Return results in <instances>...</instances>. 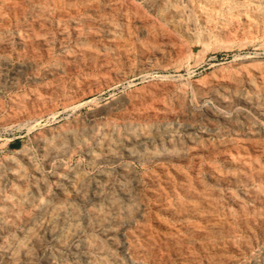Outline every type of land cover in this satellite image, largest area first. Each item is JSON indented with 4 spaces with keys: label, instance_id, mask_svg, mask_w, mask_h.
I'll return each mask as SVG.
<instances>
[{
    "label": "bare ground",
    "instance_id": "obj_1",
    "mask_svg": "<svg viewBox=\"0 0 264 264\" xmlns=\"http://www.w3.org/2000/svg\"><path fill=\"white\" fill-rule=\"evenodd\" d=\"M25 1L42 3L37 7L39 16L32 19L40 26L51 22L50 7L73 10L77 15L70 20L74 27L72 32L90 38L103 37L104 42L96 46V50L77 43L71 54L78 57L95 50L94 53H102L107 58L112 54L111 47L120 44L119 36L128 32L126 16L131 17L129 22L140 27V33L147 34L144 29L147 12L167 19L177 17L187 11L193 0ZM196 1L215 4L236 0ZM8 4L5 6L10 7ZM1 8L0 19L4 17ZM118 11L122 12L120 20L115 21L112 16ZM62 31L63 36L66 32ZM32 35H13L0 28V48L16 42L22 53L33 54L32 48L47 44L48 38ZM150 61L139 65H148ZM126 69L129 68L122 66L110 72L114 77H122ZM192 84L196 99L211 98L217 110L209 109L210 115L225 127L237 130L233 131L235 135L248 127L244 138L230 136L228 129L222 130L214 124L202 126V130L195 133L196 112L184 102L181 89L176 90L172 84L164 82L140 94V99L128 96L91 110L88 118L75 117L45 127L35 137L41 164L33 152L15 151L3 156L0 162V263L148 264L151 260L162 264V243L165 248L170 244L185 245L199 234L208 240L224 237L217 250L218 257L207 258L200 264H264V243L258 255L251 254L246 242L239 244L242 240H238V229L234 225L238 224L237 220L239 225H244L248 215L234 193L226 191V199L235 204L238 213L226 208L227 217L213 219L221 205L220 189L229 184L238 187L241 183L249 184L246 196L255 205L264 206V158L251 159L249 155L250 150L260 151L264 142L258 131L264 129V61L257 57L242 58L230 70ZM26 101L31 105L47 103L38 95ZM137 102L145 106L135 108ZM245 108L257 114L262 123L256 124ZM129 114L132 119L126 118ZM217 152L222 161L234 167L223 170L216 163H205L210 181L206 184L201 175L202 154L209 159ZM76 153L82 158L71 162ZM132 160H137L146 170L138 172ZM113 163L117 164L115 168L109 166ZM183 164H190L191 169L185 170ZM150 165L153 168H148ZM42 166L51 172L45 173ZM92 170H95L93 175ZM168 195L171 200H166ZM150 205L171 218L190 213L196 220L208 222L201 226L186 221L176 235L156 243L147 229ZM252 214L258 215L254 211ZM179 264H194V260L184 259Z\"/></svg>",
    "mask_w": 264,
    "mask_h": 264
},
{
    "label": "rangeland",
    "instance_id": "obj_2",
    "mask_svg": "<svg viewBox=\"0 0 264 264\" xmlns=\"http://www.w3.org/2000/svg\"><path fill=\"white\" fill-rule=\"evenodd\" d=\"M9 1L11 6L7 3ZM1 2L4 3V6ZM25 2V0H0L3 10L1 11L4 15L2 20L0 19V28L13 35L20 33L24 37L33 36L32 34L46 37L48 43L35 45L32 48L33 54L22 53L16 42L0 48V65L2 64L0 66V162L3 156L13 154L15 151L36 154L35 137L45 127L49 128L55 123L73 120L75 117L88 118L91 110L128 96L140 99V94L142 95L143 92L152 89L154 85L157 86L164 82H169L176 90L181 89L184 102L196 112L197 116L193 121L195 133L202 130V126L209 124H214L222 130L228 129L230 136H236L239 139L244 138L243 133L249 131L248 127H245L239 135H235L233 131L237 130L231 126H226L228 127L226 128L215 117H212L209 109L217 110L216 103L209 97L196 99L192 83L208 81L215 75L233 68L242 58L257 57L264 61V0L216 2L218 4H212L214 2L199 3L193 0L188 6L189 10L168 19L160 17V14L147 12L148 18L144 23L147 34L140 33V27L134 25L132 21L129 22L131 17L126 16L125 21L129 23L128 32L119 36L123 41L119 39L120 44L115 45L116 48L115 46L111 47L112 54L107 58L103 57L102 53H94L96 46L104 42L103 37V39L100 37L90 38L72 32L74 27L70 20L77 15H74L73 10L62 11L50 7L51 11H49L48 17L51 22L40 26L33 23L32 19L39 16L37 7L42 3ZM6 4L10 7H6ZM121 13L118 11L112 16V19L119 21ZM64 19L66 22L63 21ZM61 31L66 32L65 35L62 36ZM77 43L84 44L82 47L87 45L88 48L95 50L91 54L85 53L77 57L71 54L74 53L73 47ZM139 47L141 48L139 49ZM147 59L152 62L150 61L148 65L144 66L139 65L143 61H148ZM122 66L130 70L126 69L121 75L122 77H114L110 70L120 69ZM35 95L46 100L47 103L39 102L31 105L26 101V98ZM19 104L20 106H18ZM143 105L145 106V104ZM143 105L137 102L135 108H142ZM245 111L256 124L262 123L259 116L249 108H245ZM126 118L132 119L133 116L129 114ZM258 131L261 133L260 137H264V129ZM249 152L251 159L256 157L257 160H263L264 142L257 153L252 150ZM35 157L41 164L40 156L36 154ZM77 158L81 159V154L76 153L71 162ZM201 158V175L206 184H210V181L205 171V163H216L223 170L234 167L232 164L222 161L219 152L209 159L203 154ZM136 161L130 162L138 172L146 170L145 166ZM109 166L115 168L117 164L113 163ZM181 166L185 170L191 169L190 164ZM148 168H153V165ZM42 170L47 174L51 172L48 167L42 166ZM94 173L95 170L90 171L91 175ZM207 187L210 188L208 185ZM239 187L236 184L221 187L218 200L222 206L219 205V210L213 219L227 217L226 208L232 209L234 213L237 212L238 208L235 204L226 199L228 193L226 191L234 193L241 204L240 207L248 215V221L244 225L242 224L243 226L239 225L238 220L236 222L238 224L234 225L238 229L236 232L238 240H242L239 244L246 242L251 254L258 255L264 243V236H262L264 235V229H262L264 227V206L255 205L246 196L250 189L249 184L241 183ZM242 190L245 192L241 193ZM166 200H171L170 195ZM256 209L258 210L256 211ZM251 211L257 214L260 211V213L253 215ZM186 221L195 222L194 224L197 223L201 226L208 222L207 220L198 221L191 217L190 213L182 214L178 218H171L150 205L147 229L156 243H162L164 237L176 235L179 232L178 229ZM162 223L164 225L161 226ZM223 238L208 240L209 238L205 235L195 234L192 243H185V245L170 244L165 248L162 243L164 249L162 248L160 252L164 254V259L161 262L162 264H177L184 259H192L194 264H198L197 262L200 264L207 258L216 259L219 255L217 250L222 245ZM184 248L188 251H185ZM202 250L206 252L203 253ZM148 264L156 263L149 260Z\"/></svg>",
    "mask_w": 264,
    "mask_h": 264
}]
</instances>
